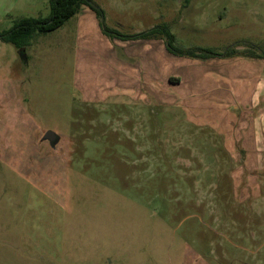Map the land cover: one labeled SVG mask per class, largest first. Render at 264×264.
<instances>
[{"label": "rangeland", "instance_id": "1", "mask_svg": "<svg viewBox=\"0 0 264 264\" xmlns=\"http://www.w3.org/2000/svg\"><path fill=\"white\" fill-rule=\"evenodd\" d=\"M92 1L125 34L151 15L180 48L264 55V0ZM49 13L0 0V32ZM75 22L24 54L0 39V264H264V171H235L218 134L170 105L180 58L157 40V99L127 97L81 58Z\"/></svg>", "mask_w": 264, "mask_h": 264}, {"label": "crops", "instance_id": "2", "mask_svg": "<svg viewBox=\"0 0 264 264\" xmlns=\"http://www.w3.org/2000/svg\"><path fill=\"white\" fill-rule=\"evenodd\" d=\"M147 17L149 29L157 26L156 17ZM73 18L79 55L96 60L99 73L109 77L110 89L121 88L127 97L137 91L145 101L148 92L157 99V39H111L103 33L96 13L86 6ZM177 58L180 62L169 58L179 76L168 84L176 87L175 93L169 92L170 105L182 109L194 124L218 134L224 151L237 164L235 171H264V55ZM103 98L96 96L97 101ZM256 236L251 231L239 233L238 238Z\"/></svg>", "mask_w": 264, "mask_h": 264}, {"label": "trees", "instance_id": "3", "mask_svg": "<svg viewBox=\"0 0 264 264\" xmlns=\"http://www.w3.org/2000/svg\"><path fill=\"white\" fill-rule=\"evenodd\" d=\"M83 6L92 9L100 21L103 33L111 39L136 40V39H162L166 50L177 57H186L198 60H209L211 58H232L243 57H261L263 56L256 45L244 46L240 51L237 47L240 44L227 47L223 51H216L212 48H190L183 49L175 45L176 36L172 33L167 24L157 25L151 29L134 33L125 34L114 28H111L105 18L104 10L92 0H49L50 13L46 17H21L15 21L14 26L0 32V39L4 42L13 44L19 52H25V48L31 45L32 41L40 35L47 34L56 30L67 23L71 18L78 14ZM170 82L175 80L170 77Z\"/></svg>", "mask_w": 264, "mask_h": 264}, {"label": "water", "instance_id": "4", "mask_svg": "<svg viewBox=\"0 0 264 264\" xmlns=\"http://www.w3.org/2000/svg\"><path fill=\"white\" fill-rule=\"evenodd\" d=\"M43 138L48 140L51 144H55L58 141V136L52 131H48Z\"/></svg>", "mask_w": 264, "mask_h": 264}]
</instances>
